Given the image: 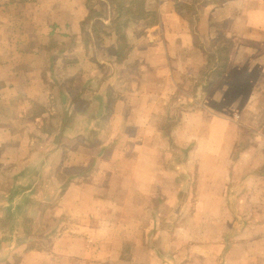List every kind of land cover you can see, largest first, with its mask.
Instances as JSON below:
<instances>
[{"label":"crops","instance_id":"obj_1","mask_svg":"<svg viewBox=\"0 0 264 264\" xmlns=\"http://www.w3.org/2000/svg\"><path fill=\"white\" fill-rule=\"evenodd\" d=\"M0 264H264V0H0Z\"/></svg>","mask_w":264,"mask_h":264}]
</instances>
